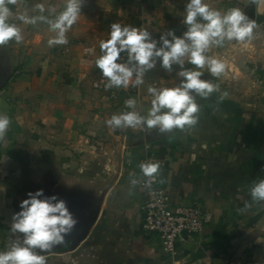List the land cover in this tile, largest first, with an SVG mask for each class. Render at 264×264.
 Listing matches in <instances>:
<instances>
[{
	"label": "crops",
	"instance_id": "0c3cea01",
	"mask_svg": "<svg viewBox=\"0 0 264 264\" xmlns=\"http://www.w3.org/2000/svg\"><path fill=\"white\" fill-rule=\"evenodd\" d=\"M41 2L62 11L65 0H22L9 7L28 16L49 15L35 9ZM187 2L84 0L66 34L68 44L51 47L47 42L54 33L46 23L10 21L24 39L0 46V114L11 121L0 142V251L22 244L23 234L11 230L13 214L28 193L42 189L41 198L63 200L78 220L65 245L47 253L35 250L47 264H264V202L249 194L264 179V14L245 0H209L220 11L242 8L258 27L249 41H225L210 50L225 63V72L214 77L205 68L201 79L220 91L207 99L193 93L201 111L197 124L184 130H114L106 123L127 111L146 117L153 99L148 87L178 86V65L169 73L157 58L135 91L132 82L126 89H106L95 64L99 53L82 51L117 22L142 25L160 47L161 35L171 30L182 36L187 30L182 23ZM129 98L135 108L125 106ZM146 158L159 162L153 180L172 207L197 202L210 216L199 233L181 236L172 256L142 227L139 165Z\"/></svg>",
	"mask_w": 264,
	"mask_h": 264
},
{
	"label": "clouds",
	"instance_id": "9594fccd",
	"mask_svg": "<svg viewBox=\"0 0 264 264\" xmlns=\"http://www.w3.org/2000/svg\"><path fill=\"white\" fill-rule=\"evenodd\" d=\"M22 0H0V46L10 41L17 44L23 42L22 29L12 23L14 18L24 24L36 25L46 23L54 36L48 40V45L68 44L67 32L77 22L81 15L84 0H65L62 11L57 6L43 2L35 5L40 13L49 15L28 16L14 12L9 5H18ZM246 6L255 5L257 14H264V0H245ZM182 23L187 30L182 36H176L169 30L161 35L162 44L157 47V41L152 39L145 28H137L121 23L111 24L109 38L100 41L101 55L95 64L107 80L105 88H128L144 83V75L153 69L157 58L161 66L172 72L173 65H178V77L181 83L175 87H148L147 91L153 99L147 116H141L136 111L114 114L107 120L112 129L137 128L146 126L148 129H158L169 133L174 129L184 130L195 126L199 119L200 105L193 95L207 99L214 92H219V85L203 80V69L214 77H220L224 72L225 63L208 53L213 47H223L225 41L243 43L253 39L254 29L258 27L242 8L233 7L220 11L211 7L209 0H188L183 13ZM171 37L168 39L167 37ZM121 53L127 54V63L119 62ZM185 62L193 68H185ZM132 64V67L128 65ZM135 74V80L133 76ZM222 94L219 100L224 99ZM127 108H135L133 98L125 100ZM10 118L0 114V142L5 140L10 126ZM145 177L154 179L160 169L159 162H142L139 165ZM132 184L138 181L133 179ZM253 201L264 202V179L255 182L249 190ZM43 190L28 193V198L20 202V211L13 214L11 230L23 234V242H13L6 251H0V264H47L45 255L54 247L65 245L66 237L74 231L78 220L74 218L63 200L55 196L44 197ZM55 201V202H54ZM250 207L247 203L245 208ZM243 211V209H241Z\"/></svg>",
	"mask_w": 264,
	"mask_h": 264
},
{
	"label": "built area",
	"instance_id": "2783aa9c",
	"mask_svg": "<svg viewBox=\"0 0 264 264\" xmlns=\"http://www.w3.org/2000/svg\"><path fill=\"white\" fill-rule=\"evenodd\" d=\"M147 22L148 19L144 21V24ZM121 24L142 28V25ZM110 26L98 38L97 43L82 48L84 55L93 56L97 52L99 55L102 54L99 47L100 41L109 38ZM119 62L127 63L126 53H121ZM128 66L132 67L133 65L129 64ZM133 77H135V74ZM95 86L99 87L100 85L96 83ZM131 88L133 91L136 90V87L131 86ZM111 97L114 98L115 95L112 94ZM128 129L131 131L139 130L140 126L137 128L129 127ZM143 162H149V160L146 158L143 159ZM141 185L144 190V200L141 204L143 230L147 233L156 234L159 238L161 249L172 256L176 251V246L181 236L183 234L192 235L199 233L209 221V213L197 202L172 207L167 193L153 179L145 177L143 174ZM174 264H177V261Z\"/></svg>",
	"mask_w": 264,
	"mask_h": 264
},
{
	"label": "water",
	"instance_id": "95a60500",
	"mask_svg": "<svg viewBox=\"0 0 264 264\" xmlns=\"http://www.w3.org/2000/svg\"><path fill=\"white\" fill-rule=\"evenodd\" d=\"M86 233H87L86 230L82 231V233H77V234L73 237L72 241L69 243V246H70V247L75 246V245L77 244V242H79V240L82 239V238L85 236Z\"/></svg>",
	"mask_w": 264,
	"mask_h": 264
},
{
	"label": "rangeland",
	"instance_id": "374dc122",
	"mask_svg": "<svg viewBox=\"0 0 264 264\" xmlns=\"http://www.w3.org/2000/svg\"><path fill=\"white\" fill-rule=\"evenodd\" d=\"M263 39H264V37H263ZM253 100H254V99H253ZM255 101H256V100H255ZM252 102H253V101H252ZM256 102L259 103V100H257Z\"/></svg>",
	"mask_w": 264,
	"mask_h": 264
}]
</instances>
